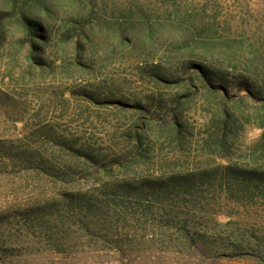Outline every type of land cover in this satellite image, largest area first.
I'll return each mask as SVG.
<instances>
[{
  "label": "rangeland",
  "instance_id": "1",
  "mask_svg": "<svg viewBox=\"0 0 264 264\" xmlns=\"http://www.w3.org/2000/svg\"><path fill=\"white\" fill-rule=\"evenodd\" d=\"M261 172L264 0H0V264H264Z\"/></svg>",
  "mask_w": 264,
  "mask_h": 264
},
{
  "label": "trees",
  "instance_id": "2",
  "mask_svg": "<svg viewBox=\"0 0 264 264\" xmlns=\"http://www.w3.org/2000/svg\"><path fill=\"white\" fill-rule=\"evenodd\" d=\"M212 76H216L217 80L219 79L221 84H224V82H226V80H227V78H226V76H225V74H224L223 72H222V73H218V72L216 73V72L212 71ZM203 80H204L207 84L211 85V87H214V86H215V84L212 83V82L214 81V77H211L210 74H209V72H205V71H204ZM222 86H223V85H222ZM245 88H246V90H247L250 94H255V92H256V91H254L253 89H251V85L248 84V83H247V85H246ZM172 128H173L175 131H178V132H179V130H181V129L183 128V125L179 123V120H178L177 117H175V119H174V122H173V124H172ZM254 172H256V171H254ZM236 174H237V175H238V174H241V175H242V174H243V171H242L241 169H239V170L236 172ZM243 176L246 178L245 175H243ZM255 176H258V173H255ZM259 180H260L261 182H264V172L259 173ZM190 182H191V181H189V183H190Z\"/></svg>",
  "mask_w": 264,
  "mask_h": 264
}]
</instances>
